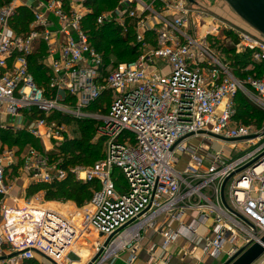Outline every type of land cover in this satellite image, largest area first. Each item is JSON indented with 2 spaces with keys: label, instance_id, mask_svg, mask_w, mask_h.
Wrapping results in <instances>:
<instances>
[{
  "label": "built area",
  "instance_id": "obj_1",
  "mask_svg": "<svg viewBox=\"0 0 264 264\" xmlns=\"http://www.w3.org/2000/svg\"><path fill=\"white\" fill-rule=\"evenodd\" d=\"M113 1L33 0L32 22L20 35L9 27L16 0L0 6V116L27 122L0 129L27 132L43 147L20 154L0 148V248L12 255L10 264H84L80 250L88 245L94 254L85 264L122 254L135 264L144 232L160 235L165 250L208 225L204 257L228 260L264 236V68L256 72L264 38L188 0ZM92 15L96 28H115L129 40L134 60L105 62L84 29ZM227 44L248 56L242 80L219 58ZM39 49L44 86L30 72ZM238 94L263 114L260 127L235 120ZM103 96L106 112H90ZM61 118L98 122L94 140L103 139V157L68 170L50 158L73 138ZM14 171L31 185L70 174L94 186L92 196L63 211L41 195L19 201L7 180ZM253 264H264V253Z\"/></svg>",
  "mask_w": 264,
  "mask_h": 264
},
{
  "label": "trees",
  "instance_id": "obj_2",
  "mask_svg": "<svg viewBox=\"0 0 264 264\" xmlns=\"http://www.w3.org/2000/svg\"><path fill=\"white\" fill-rule=\"evenodd\" d=\"M11 0H0V5H6ZM111 0L110 7L114 4ZM100 9V8H99ZM94 16H89L88 20L84 23V29L90 32V39L94 43L95 49L103 56L105 62L108 61L107 56L110 54L115 56L119 62H130L135 58V51L133 47L128 45V39H122L119 32L115 28H96L93 20ZM32 12L30 8L17 5L15 14L9 21V27L17 35L25 34L28 31L29 24L32 22ZM226 62L229 64L233 76L237 79H244L246 75L240 73L241 69L248 66V56H236L232 47H226ZM222 53V52H221ZM224 54V53H223ZM44 58V50L39 49L38 53L30 58V72L39 86H44L45 71L42 68V62ZM230 58V59H229ZM264 66L260 65L256 68L258 75L261 74ZM107 96H103L99 101L95 103L88 110L90 112L100 110V114H104L108 108ZM105 104V106H104ZM236 104V116L235 120L239 121L243 125H256L260 127L263 121V114L252 106L242 95L238 94L235 98ZM105 108V109H104ZM56 120L58 117H54ZM69 119L61 118L63 122H69ZM98 122L92 120H81L73 124L76 136H73L70 140H65L61 146L55 151L50 153V158L55 161H61L60 167L64 170H68L74 166H91L103 157V139L99 138L96 141H92L96 136V129ZM5 135L0 139L5 144H10L18 147V154L27 148H36L35 146L38 140L32 138L27 132L6 129ZM0 133L2 129H0ZM40 151V150H38ZM15 174V171L13 172ZM39 186V191L45 192V200L47 201H72L77 205L90 200L94 188L92 185H84L75 182L73 177L69 174L65 180L59 183L53 184H35L31 185L30 189H36ZM35 194V192L33 193ZM24 264H38L35 260L25 262Z\"/></svg>",
  "mask_w": 264,
  "mask_h": 264
},
{
  "label": "crops",
  "instance_id": "obj_3",
  "mask_svg": "<svg viewBox=\"0 0 264 264\" xmlns=\"http://www.w3.org/2000/svg\"><path fill=\"white\" fill-rule=\"evenodd\" d=\"M32 1L33 0H16L17 5H23L26 7L31 6L29 5V3ZM18 174L21 176V178H18L16 182L13 184L14 187L13 195L16 196L19 201H24L25 199L23 196L25 193L24 190L26 188L21 184H25V182L30 184V182L28 181L24 173H18ZM31 198L32 197L26 200H29ZM207 229H208V225L199 227L197 229L196 237H194L192 240L188 241L184 238H178L165 250H162L160 247L162 244V238L160 235L152 233L151 231L144 232L142 234V238L139 243V248L137 251V261L135 264H188L186 263L187 258H185L186 257L185 252L188 251L189 248L194 250L197 248L198 250H200V254H199L200 256L196 258L199 264L203 263L204 260L206 259L207 261H209L210 264L216 262L217 264H222L223 263L222 261L224 258H226V255L225 256L221 255L217 260H212L210 258L204 257L202 253V248L204 246V239L207 236ZM77 241L79 242L80 239ZM93 254H94L93 247H90L89 245L86 246L85 249L83 248L80 250V257L84 264L87 262L88 258L93 256ZM11 256L12 255L9 253L6 247L3 246L0 248V264H10L8 262V259ZM126 259H127V254H122L117 258H113L109 260L105 264H126ZM35 261L38 264H44L39 258L35 259Z\"/></svg>",
  "mask_w": 264,
  "mask_h": 264
},
{
  "label": "rangeland",
  "instance_id": "obj_4",
  "mask_svg": "<svg viewBox=\"0 0 264 264\" xmlns=\"http://www.w3.org/2000/svg\"><path fill=\"white\" fill-rule=\"evenodd\" d=\"M199 2V5H198V8L202 9L203 11L205 12H208L209 14H211L212 16L226 22L228 25L230 26H233V27H237V28H240L242 31L246 32V33H252V30L246 26L228 7L227 5L222 2L221 0H197ZM33 4V1L29 3V5H32ZM1 6V5H0ZM222 35H220V38H221ZM228 39V38H227ZM226 47H231L229 44H227ZM226 48H221V51L222 53H224V55H220L219 58H221L222 60L223 59H227L228 57L226 56ZM218 57V56H217ZM107 59L108 60H115V56L112 55H108L107 56ZM230 59V58H229ZM117 61V59H116ZM121 63H124V62H121ZM233 74V72H232ZM234 75V74H233ZM241 80V79H239ZM4 124L5 126L9 127V128H17L18 126L20 127H25L27 126V122L26 120H24V118H18V117H15L13 115H6V116H0V125ZM66 124V127L69 131V133L71 132V135L72 137L73 136H76L74 135L75 134V130H74V127L72 125V123L70 122H65ZM5 130L2 129V132L3 133H0V137L1 136H4L5 135ZM93 142L96 141V140H92ZM35 146L37 148H40L38 150L42 151V145L40 142H36ZM0 148H8V149H13V150H17L18 151V147L16 146H13V145H10V144H5L4 142H2V140L0 139ZM33 149H36V148H33ZM212 149L213 150H218L220 149V146H218L217 144H214L212 145ZM21 153V152H20ZM101 159V158H100ZM88 165H86L85 167H87ZM17 174H14V173H11V174H8L7 175V180L9 183L11 184H14L16 182V180L18 178H21V176ZM17 176V177H16ZM23 185L26 189L24 190V199H28L30 197H33L35 195H41L43 201L45 204H50V205H54L56 209L60 210V211H63V210H69V209H78V208H82L84 207L86 204H88L89 200H87V202H83L80 205H77L75 202H72V201H58V200H54V201H47L45 200V192L44 191H39L38 192V188L39 186L36 187V189L32 190V188L30 189V184L25 182V184H21ZM20 187V186H19ZM17 188V187H16ZM21 191H22V188H21ZM35 192V194H33ZM17 207V206H16ZM88 239H92V237H87ZM84 242L86 243V239L85 241H81L79 242L80 245H84ZM192 247V246H191ZM200 250H198L197 248L194 250V249H191L189 248L188 251L185 252V258H187V262L188 264H199L197 262V257L200 256ZM194 257H195V260H194ZM227 261L226 258L223 259V263L224 264L225 262ZM201 264H210L209 261L204 260L203 263ZM211 264H217L216 263H211Z\"/></svg>",
  "mask_w": 264,
  "mask_h": 264
},
{
  "label": "water",
  "instance_id": "obj_5",
  "mask_svg": "<svg viewBox=\"0 0 264 264\" xmlns=\"http://www.w3.org/2000/svg\"><path fill=\"white\" fill-rule=\"evenodd\" d=\"M195 4L193 0H188ZM227 7L252 31L264 38V0H221ZM255 162L254 165H257ZM226 183V182H225ZM221 188L223 193L224 185ZM264 253V236L248 248L236 252L224 264H253ZM69 261H78L74 255H69Z\"/></svg>",
  "mask_w": 264,
  "mask_h": 264
},
{
  "label": "bare ground",
  "instance_id": "obj_6",
  "mask_svg": "<svg viewBox=\"0 0 264 264\" xmlns=\"http://www.w3.org/2000/svg\"><path fill=\"white\" fill-rule=\"evenodd\" d=\"M47 206H50L51 208H54L55 207L54 205H50V204H48Z\"/></svg>",
  "mask_w": 264,
  "mask_h": 264
},
{
  "label": "flooded vegetation",
  "instance_id": "obj_7",
  "mask_svg": "<svg viewBox=\"0 0 264 264\" xmlns=\"http://www.w3.org/2000/svg\"><path fill=\"white\" fill-rule=\"evenodd\" d=\"M195 3H196L197 6L199 5V2L197 0H195Z\"/></svg>",
  "mask_w": 264,
  "mask_h": 264
}]
</instances>
